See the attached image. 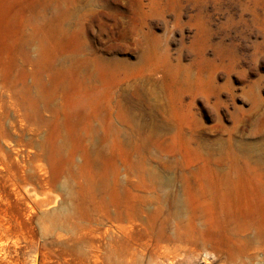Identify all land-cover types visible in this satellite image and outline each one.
<instances>
[{"label": "rangeland", "instance_id": "rangeland-1", "mask_svg": "<svg viewBox=\"0 0 264 264\" xmlns=\"http://www.w3.org/2000/svg\"><path fill=\"white\" fill-rule=\"evenodd\" d=\"M0 264H264V0H0Z\"/></svg>", "mask_w": 264, "mask_h": 264}]
</instances>
